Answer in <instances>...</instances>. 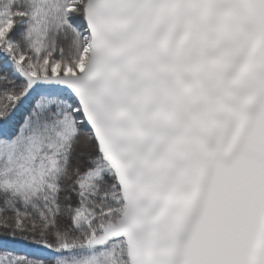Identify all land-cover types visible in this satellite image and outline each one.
<instances>
[{"label": "snow or ice", "instance_id": "snow-or-ice-1", "mask_svg": "<svg viewBox=\"0 0 264 264\" xmlns=\"http://www.w3.org/2000/svg\"><path fill=\"white\" fill-rule=\"evenodd\" d=\"M0 238L264 264V0H0Z\"/></svg>", "mask_w": 264, "mask_h": 264}, {"label": "trees", "instance_id": "trees-1", "mask_svg": "<svg viewBox=\"0 0 264 264\" xmlns=\"http://www.w3.org/2000/svg\"><path fill=\"white\" fill-rule=\"evenodd\" d=\"M0 239H2V238H0ZM8 246L9 247H15V248H17L20 251H31V249H27L25 246L19 245V244H11V243H9Z\"/></svg>", "mask_w": 264, "mask_h": 264}]
</instances>
